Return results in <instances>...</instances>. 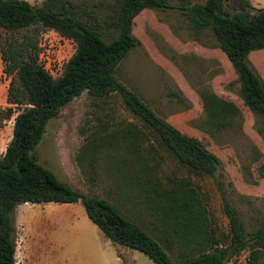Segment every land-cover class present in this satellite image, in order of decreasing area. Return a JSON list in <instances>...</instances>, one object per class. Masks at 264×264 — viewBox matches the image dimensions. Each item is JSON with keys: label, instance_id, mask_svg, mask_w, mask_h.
I'll return each instance as SVG.
<instances>
[{"label": "trees", "instance_id": "trees-1", "mask_svg": "<svg viewBox=\"0 0 264 264\" xmlns=\"http://www.w3.org/2000/svg\"><path fill=\"white\" fill-rule=\"evenodd\" d=\"M147 9L178 10L195 30L213 32L239 75L244 104L259 119L264 136V80L249 59L251 53L264 49V8L256 9L251 0H117L104 19L114 36L111 40L99 30L97 21L84 19L69 0H45L41 6L26 0H0V29L8 34L0 39V57L3 72L11 79L9 107L0 108V130L14 119L13 138L0 158V264L17 263L15 215L20 205L78 202L106 238L144 253L155 264H225L245 250L249 251V264H264V224L248 231L225 200L230 239L222 243L191 176L161 175L158 158L164 156L154 141L195 176H215L220 164L217 155L200 139L158 116L116 77L122 61L139 45L133 34L134 19ZM45 30L76 43V51L59 77L39 61V36ZM84 92L98 98L119 93L127 109L142 120L143 128L130 124L122 130L123 144L106 146L102 153L108 157L81 158L88 161L90 180L97 174L96 162L108 161L109 167L127 172V185L169 232L164 241L107 199L74 189L39 163L36 148L48 123ZM111 148L117 153H110ZM119 153L131 158L119 157ZM168 236L175 237L181 247L174 257L168 252L173 249Z\"/></svg>", "mask_w": 264, "mask_h": 264}, {"label": "rangeland", "instance_id": "rangeland-1", "mask_svg": "<svg viewBox=\"0 0 264 264\" xmlns=\"http://www.w3.org/2000/svg\"><path fill=\"white\" fill-rule=\"evenodd\" d=\"M26 1L41 6L45 0ZM69 1L84 19L97 21L107 40L114 38L104 19L117 0ZM251 2L256 9L264 8V0ZM133 34L139 45L120 64L118 80L136 92L158 116L184 134L200 139L220 159L215 176H195L154 141L164 156L158 158L162 163L161 175L191 176L222 243L230 239L225 200L237 211L248 231L263 225L264 136L259 130V119L244 104L239 75L213 32L195 30L178 10L147 9L134 19ZM7 35L0 29V39ZM39 42L40 63L54 77L61 76L76 51V43L54 30L43 31ZM249 59L264 80V49L251 53ZM10 81L0 68L2 109L9 107ZM130 124L143 128L142 120L127 109L119 93L98 98L84 92L48 123L36 153L39 163L59 180L84 194L107 199L164 241L169 232L164 231L159 218L127 185V172L109 167L108 161L96 162L97 174L90 180L86 174L88 161L81 158L108 157L102 152L110 144H123L122 130ZM13 127L14 119L6 121L1 129L4 133L0 142L6 143L5 148H0V158L12 140H7V136ZM110 153L117 152L111 148ZM119 157L131 158L121 153ZM15 224L17 264H155L144 253L118 246L106 238L81 202L27 203L16 211ZM168 239L173 245L168 252L174 257L181 247L175 237ZM248 256L249 251L245 250L225 264H249Z\"/></svg>", "mask_w": 264, "mask_h": 264}, {"label": "crops", "instance_id": "crops-1", "mask_svg": "<svg viewBox=\"0 0 264 264\" xmlns=\"http://www.w3.org/2000/svg\"><path fill=\"white\" fill-rule=\"evenodd\" d=\"M0 68L3 70V62H2V60H1V57H0ZM13 131H14V127L12 128V132L10 133V135H8L7 136V140H8V138L9 137H12L13 138ZM4 132H3V130H0V138L3 136H1V134H3ZM5 143H6V141H4V142H0V148H5ZM6 149H7V147H6ZM24 204H22V205H20L19 207H18V209H20L21 208V206H23ZM17 209V210H18ZM16 260H17V252H16ZM17 264V263H16Z\"/></svg>", "mask_w": 264, "mask_h": 264}]
</instances>
